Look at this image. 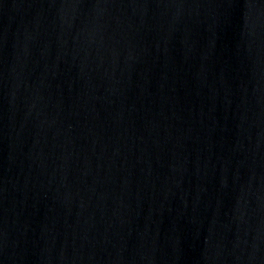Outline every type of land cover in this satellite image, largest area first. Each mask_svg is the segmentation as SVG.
Masks as SVG:
<instances>
[{
  "label": "water",
  "instance_id": "obj_1",
  "mask_svg": "<svg viewBox=\"0 0 264 264\" xmlns=\"http://www.w3.org/2000/svg\"><path fill=\"white\" fill-rule=\"evenodd\" d=\"M0 264H264V0H0Z\"/></svg>",
  "mask_w": 264,
  "mask_h": 264
}]
</instances>
